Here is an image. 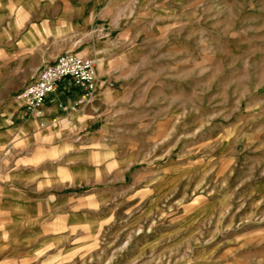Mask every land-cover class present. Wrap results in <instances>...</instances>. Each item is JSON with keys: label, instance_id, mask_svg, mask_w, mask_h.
I'll return each instance as SVG.
<instances>
[{"label": "rangeland", "instance_id": "1", "mask_svg": "<svg viewBox=\"0 0 264 264\" xmlns=\"http://www.w3.org/2000/svg\"><path fill=\"white\" fill-rule=\"evenodd\" d=\"M79 2H94L93 8L78 4L73 16L60 0L56 21L32 26L30 36L45 59L74 52L94 60L98 76L111 63L129 77L114 82L126 96L112 112L121 110V123L116 118L107 130L106 149L118 140L134 156L122 177H108L121 194L118 203L71 212L152 220L114 239L101 229L79 244L85 253L75 257L60 255L65 247L57 255L24 210L17 222L0 219V252L16 248L5 261L0 255V264H100L138 246L147 250L139 264H264V0ZM9 66L0 63V122L24 110L19 96L43 67ZM11 150L0 157V186L8 182L4 157ZM113 169L108 161V175ZM69 212L59 209L48 219L61 227ZM160 219H171L168 226L179 227L180 236L154 239ZM44 226L50 233V224Z\"/></svg>", "mask_w": 264, "mask_h": 264}, {"label": "crops", "instance_id": "2", "mask_svg": "<svg viewBox=\"0 0 264 264\" xmlns=\"http://www.w3.org/2000/svg\"><path fill=\"white\" fill-rule=\"evenodd\" d=\"M59 1L0 0V63L10 65L9 67L20 65L21 69L30 68L28 72H32V65L43 66L52 62L50 56L45 59V55L37 49L30 32L33 30L32 26L43 21L51 24L56 21L54 17L58 16ZM64 1L72 10L73 16L78 13L75 8L78 4L83 8L87 5L89 9L94 4L81 3L80 0ZM82 24L81 21L78 26ZM110 65L111 63L105 76H98L99 82L92 100L81 108L72 109L80 91L69 84L66 89H59L50 95L39 112L27 115L25 110H21L16 119L11 121L6 118L0 122V157L7 147L11 146L12 149L4 157L5 162L9 161V168L8 182L0 186V219H16L17 222V219H24V210L25 213L28 211L34 220L31 227L40 234L41 239L49 240L53 249L58 250L57 255L61 247L65 248H62L60 255L73 254L76 257L84 254L85 250L79 244L100 234L101 229H107V235L114 239L138 228L140 223L152 220L84 219L71 212L75 207L85 208L88 204L101 208L110 206L112 201L118 203L121 194H117L116 190L112 191L111 185L107 184L110 179L108 177H115V181L116 177H122V169L128 167L133 160V153H123L121 141L115 140L114 146L106 149L107 145L112 144L107 130L114 124L121 123V110L118 115H112V112L122 109L119 106L123 105L126 96L124 89L113 87L114 82L129 79L115 72ZM39 69L38 66L34 71ZM34 76L33 74L32 77ZM107 152L110 154L108 160L102 156ZM108 161L114 166L109 175L106 170ZM91 185L93 189L85 195L75 194L71 190ZM17 208L22 209V213L16 211ZM64 208H70V212L63 226L58 227L55 225L57 220L48 217ZM170 221L171 219L158 221L162 223V227L154 239L165 241L180 236L182 230L168 226ZM178 222L181 225L186 221ZM47 224H50V233L45 234L44 225ZM10 227L6 229L9 231ZM10 250L16 248L9 246ZM9 251L0 252L3 261L8 259ZM146 251L138 246L126 258H106L100 264H139L138 256ZM107 255L109 257L110 254ZM166 261L157 264H165ZM150 264H155V261Z\"/></svg>", "mask_w": 264, "mask_h": 264}, {"label": "built area", "instance_id": "3", "mask_svg": "<svg viewBox=\"0 0 264 264\" xmlns=\"http://www.w3.org/2000/svg\"><path fill=\"white\" fill-rule=\"evenodd\" d=\"M98 82V66L94 60L74 52H64L43 65L33 81L27 84L19 96L21 107L27 115L39 112L50 95L72 84L80 91L72 107L76 110L92 100Z\"/></svg>", "mask_w": 264, "mask_h": 264}, {"label": "bare ground", "instance_id": "4", "mask_svg": "<svg viewBox=\"0 0 264 264\" xmlns=\"http://www.w3.org/2000/svg\"><path fill=\"white\" fill-rule=\"evenodd\" d=\"M108 58V57H107ZM105 60H107V59H105ZM106 66V65H105ZM105 68V67H104ZM105 70V69H104Z\"/></svg>", "mask_w": 264, "mask_h": 264}]
</instances>
